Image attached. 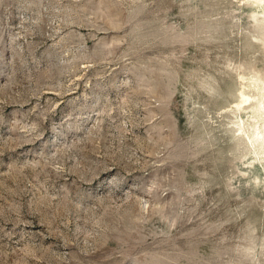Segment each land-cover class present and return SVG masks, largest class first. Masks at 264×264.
I'll use <instances>...</instances> for the list:
<instances>
[{
	"label": "rangeland",
	"instance_id": "obj_1",
	"mask_svg": "<svg viewBox=\"0 0 264 264\" xmlns=\"http://www.w3.org/2000/svg\"><path fill=\"white\" fill-rule=\"evenodd\" d=\"M0 264H264V0H0Z\"/></svg>",
	"mask_w": 264,
	"mask_h": 264
}]
</instances>
